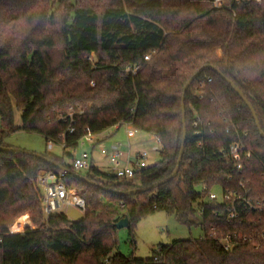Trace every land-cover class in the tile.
<instances>
[{
	"label": "trees",
	"instance_id": "1",
	"mask_svg": "<svg viewBox=\"0 0 264 264\" xmlns=\"http://www.w3.org/2000/svg\"><path fill=\"white\" fill-rule=\"evenodd\" d=\"M212 1L0 0V146L13 147L5 137L17 129L64 143L62 155L46 150L42 158L0 149V264H264V209L230 219L228 202L206 200L215 187L242 192L243 181L264 201V138L228 82L264 132V0ZM124 124L160 138L157 162L132 180L93 163L75 170L71 152L86 134ZM184 133L178 172L153 186L173 174ZM240 140L251 155L237 168L228 149ZM62 167L61 182L86 203L79 221L45 211L39 174ZM157 211L199 223L203 236L162 244L149 259L114 252L120 218L133 237ZM24 214L34 228L11 233ZM235 232L255 241L225 249L222 238Z\"/></svg>",
	"mask_w": 264,
	"mask_h": 264
},
{
	"label": "built area",
	"instance_id": "2",
	"mask_svg": "<svg viewBox=\"0 0 264 264\" xmlns=\"http://www.w3.org/2000/svg\"><path fill=\"white\" fill-rule=\"evenodd\" d=\"M261 1V0H254ZM212 5L215 7H223L225 6V0H213ZM139 67H135V71ZM81 112V111H80ZM64 120L67 119L65 116H60ZM69 117L72 120V113L69 114ZM199 117L196 118L194 125L197 126ZM126 127L128 126V137L134 136L135 133L139 132L136 128H134L131 124H124ZM131 127V129L129 128ZM74 128L70 127L69 131L73 132ZM246 136V133H244ZM154 140L156 141V145H154V149L157 151L161 148V140L160 138L153 135ZM94 135L88 133L86 134L80 141L81 143H85L87 141H93ZM49 144L57 143L56 140L50 139L48 141ZM59 144L63 146V142ZM78 147L73 149V161L72 165L77 171L87 170L92 165L91 154L87 150H82L81 152L77 151ZM246 155L249 157L251 154L247 151L246 146L243 142L237 141L230 144L228 149V155L233 160L235 166L237 168L242 167V155ZM108 158L111 163L110 173L116 175L120 179H128L132 180L136 173H138L143 168L149 166V154L148 151H125L121 147V143H115L110 146L108 151ZM65 175V171H59L57 174L54 173H45L44 175H39V183L41 184L45 196H44V204L45 211L50 214L56 211L61 210L64 206H73L81 212H85L86 203L85 200L78 194L74 189H68L62 182L61 177ZM54 179H58L57 182H53ZM242 187V192L236 190H227L225 192H216L214 189L210 190L208 197L206 200L210 201H219L224 200L228 202L227 215L230 219L236 218L240 215V212L247 211L251 212L252 210L262 211L264 209V201L255 200L250 194V188L245 185V182H240ZM206 189V187L204 188ZM205 202V201H204ZM210 235H215L212 231ZM254 240L252 237H248L242 235L240 233L227 234L222 238V242L224 248L227 250H231L234 247L241 245L247 241ZM255 241V240H254ZM256 246L260 244V242H256Z\"/></svg>",
	"mask_w": 264,
	"mask_h": 264
},
{
	"label": "rangeland",
	"instance_id": "3",
	"mask_svg": "<svg viewBox=\"0 0 264 264\" xmlns=\"http://www.w3.org/2000/svg\"><path fill=\"white\" fill-rule=\"evenodd\" d=\"M94 56H95L94 54L91 55L92 59L94 58ZM14 122L16 127H19L21 125V111H19L15 106H14ZM129 128L131 129V127ZM127 129L128 128L125 125H123V127H121V129L118 131V134L116 136L114 131H109V135L112 134V140L121 138L123 144L125 145V148H126V144L128 143V139L126 137ZM107 134L104 132L102 134L94 136L93 141H90L91 144L81 143L78 146L77 151L81 152L82 150L85 149L91 152V150L93 149L92 146L93 142H96L98 146H100L99 144L101 143L103 144L106 141H107L106 143L109 144L108 141L109 139L103 141V139H105ZM5 141L8 144L12 145L13 147L25 151H30L33 153L42 154L46 150H48V151H53L58 155L63 154V149L60 144L46 143L44 136L37 132L17 129L6 135ZM97 141L100 142L102 141V142L97 143ZM129 142L131 144L130 152L132 153L135 151H143V150L148 151L149 165L154 164L160 159L159 152L156 149H154V145H156V141L152 140L150 136L147 135V133L141 131L137 132L135 133L134 136L130 137ZM94 154L96 156L98 163L101 166V170L106 171L107 169L105 165L108 162L107 157L105 155L100 156L98 149L94 151ZM66 161L71 162V158L67 157ZM81 171L84 172L85 170H81ZM214 190L216 192H220V190L216 189V187L214 188ZM66 209L67 207L64 206L61 210L66 212ZM21 220H25V218L23 217L21 218ZM200 220L201 217L200 214H198V217L196 218V222H199ZM15 225L13 229L17 230ZM116 234L118 239V245L114 249V252H122L127 256L133 254L134 257L136 258L149 259L153 256L154 253L153 251L158 250L160 245L171 244L174 240L177 239L201 238L203 236V230L200 227L199 223L189 226L179 222L174 215H170L165 211H157L153 214L146 216L137 223L134 229L133 237L130 235L127 227L118 228Z\"/></svg>",
	"mask_w": 264,
	"mask_h": 264
},
{
	"label": "water",
	"instance_id": "4",
	"mask_svg": "<svg viewBox=\"0 0 264 264\" xmlns=\"http://www.w3.org/2000/svg\"><path fill=\"white\" fill-rule=\"evenodd\" d=\"M206 67H210L212 69H214L215 71H217L220 75H222V73L213 65H206ZM196 75H194L192 78H190L188 80V82L186 83L185 87H184V94L187 90V88L190 86V84L192 83L193 79L195 78ZM223 76V75H222ZM228 80V79H227ZM228 82L232 85V87L236 90V92L239 94V96L244 100V102L247 104V106L250 108V110L252 111L253 113V116L255 117L256 119V124H257V127L258 129L260 130V133H261V136L264 138V132L262 131L261 129V125H260V122L256 116V112L253 108V106L251 105V103L248 101V99L244 96V94L242 93V91L236 86L234 85L230 80H228ZM182 117H183V123H184V129H186V122H185V104H184V96L182 98ZM185 139H186V134L184 133V139H183V145H182V148H181V151H180V156H179V159H178V164L173 172V174L168 177L167 179H164L158 183H156L155 185L153 186H156V185H160V184H163L169 180H171L172 177H174L176 175V173L178 172V169H179V166H180V162H181V159H182V156H183V153H184V149H185V146H184V143H185ZM0 149H4V150H7V151H22V149H19V148H16V147H5V146H0ZM24 152H27V153H30V154H35L36 156L42 158L43 155L42 154H39V153H33V152H30V151H25L23 150ZM62 169L64 171H66L67 169L66 168H63ZM80 177L84 178L85 180L91 182L92 184H96L94 181H91L89 180L88 178L82 176V175H79ZM58 179H54L53 182H57ZM151 187H144V188H140V189H134V190H131V191H128V192H125L124 194H129V193H136L138 191H146L147 189H149ZM66 214L68 215V217L74 221H79L81 219H83L84 217V213L79 211L78 209H76L75 207L73 206H68L67 209H66ZM129 223V219L127 216L125 217H122L120 218V220L116 223V227L117 228H123V227H127Z\"/></svg>",
	"mask_w": 264,
	"mask_h": 264
},
{
	"label": "crops",
	"instance_id": "5",
	"mask_svg": "<svg viewBox=\"0 0 264 264\" xmlns=\"http://www.w3.org/2000/svg\"><path fill=\"white\" fill-rule=\"evenodd\" d=\"M121 127H123V125L122 126H119V127H115V128H113V129H111V130H109V131H114V133H115V136L118 134V131L121 129ZM127 128H128V126H127ZM109 131H107V132H105L106 134H107V136L105 137V139H103V141H105V140H107V139H109L108 141H109V144H107L106 142H104L103 144L100 142V141H97V143H101V144H99L100 146H98L97 144H96V142H93L92 143V146H93V149L91 150V152L89 151V150H87V151H89L90 152V154H91V161H92V163L98 168V169H100L101 170V166H100V164L98 163V161H97V159H96V156H95V154H94V151L96 150V149H98V151H99V154H100V156H106L107 157V164L105 165L106 166V171L105 172H110V168H111V163H110V161H109V158H108V151H109V149H110V146L111 145H113V144H115V143H121V147L125 150V151H130L131 149V144H130V142H129V139H130V137H128V134H126V137H127V139H128V143L126 144V148H125V145L123 144V141H122V139L121 138H117V139H113L112 140V134L111 135H109ZM127 131H128V129H127ZM140 132V131H139ZM147 135H149L150 136V138L152 139V140H154V138H153V135L152 134H147ZM113 137H114V135H113ZM91 144V142L90 141H87V142H85L84 144ZM85 150V149H84ZM73 153V152H72ZM46 172L45 171H41L40 172V175H44ZM21 217H26L27 218V222H25L24 223V225H23V227H21V228H19V229H17V230H14L13 229V227H14V225H15V223L17 222V220L19 219V218H21ZM21 217H19L17 220H16V222L10 227V232L11 233H20V232H24V230H25V228L26 227H31V228H34V226H33V224H32V222H31V220H30V218H29V215L28 214H26V215H23V216H21Z\"/></svg>",
	"mask_w": 264,
	"mask_h": 264
},
{
	"label": "bare ground",
	"instance_id": "6",
	"mask_svg": "<svg viewBox=\"0 0 264 264\" xmlns=\"http://www.w3.org/2000/svg\"><path fill=\"white\" fill-rule=\"evenodd\" d=\"M73 161V160H72ZM72 163V162H71Z\"/></svg>",
	"mask_w": 264,
	"mask_h": 264
}]
</instances>
